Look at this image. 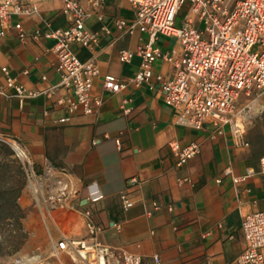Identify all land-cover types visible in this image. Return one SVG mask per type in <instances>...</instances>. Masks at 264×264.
<instances>
[{"label":"crops","instance_id":"obj_1","mask_svg":"<svg viewBox=\"0 0 264 264\" xmlns=\"http://www.w3.org/2000/svg\"><path fill=\"white\" fill-rule=\"evenodd\" d=\"M31 1L37 3L38 14L13 17L12 24L20 23L27 33L43 28L45 20L51 29L67 26L60 0ZM81 4L87 14L85 28L96 34L97 42L91 49L73 45L72 50L80 62L93 59L98 68L92 95L101 96L103 103L97 114L69 113L64 104L57 103L67 95L64 89L56 88L49 97L44 93L60 82L53 41L21 43L14 29L0 38V82L1 68L6 67L26 90L40 93L22 103L0 96V141L14 150L18 147L37 171L47 163L64 170L76 191L72 208L56 212L57 227L31 208L26 190L22 191L18 203L27 235L16 255L22 261L32 256L58 264L50 257L54 240L59 233L82 238L81 212L86 210L103 229L97 237L101 244L124 249L145 264H153L155 255L160 264H234L245 249L242 216L264 211V176L258 174L259 160L264 158V97L248 108L249 100L242 98L232 124L214 135L209 125L196 131L176 124L175 113L164 104L155 81L158 75L167 79L173 73L171 65L161 59L154 62L148 83L128 84L116 94L106 91L105 77L121 82L135 77L140 58L121 62L119 52H134L148 37L117 28V21L128 25L134 18L126 0H103L99 7L86 1ZM154 46L162 53L180 52L173 37L159 36ZM123 106L131 109L128 115ZM172 142L181 148L199 143V153L178 168L168 146ZM225 170L233 177L247 171L253 175L233 184ZM131 178L139 185L131 190L133 207L123 211L118 194ZM182 178L191 183L179 186ZM59 261L73 264L65 254L59 255Z\"/></svg>","mask_w":264,"mask_h":264},{"label":"built area","instance_id":"obj_2","mask_svg":"<svg viewBox=\"0 0 264 264\" xmlns=\"http://www.w3.org/2000/svg\"><path fill=\"white\" fill-rule=\"evenodd\" d=\"M82 1L99 7L103 0H60L61 15L67 20L64 28L51 29L49 21H43V28L36 27L27 33L20 23H11L13 17H32L38 14V5L31 0H0V38L8 30L17 32L19 42L28 39H41L54 42L52 51L58 72V86L44 92L51 96L56 88L64 89L66 96L57 103L64 104L67 111L74 114H97L103 98L92 95L93 81L98 76V68L93 59L80 62L73 45L91 49L97 36L85 28L87 14ZM134 11L132 22L125 25L117 21L119 29L133 34L141 32L148 37L145 45L134 52H119L121 62H130L134 56L141 60L135 77L121 82L112 77L104 78V89L113 94L122 91L128 84L138 87L152 78V66L158 59L171 65L170 78L158 75L155 81L160 84L163 102L173 109L176 124L191 130L212 127L214 135L221 134L223 128L232 124L240 113L239 102L249 100L246 108L258 105L264 97V0H126ZM183 13L180 23L176 19ZM159 36L176 38L180 52L162 53L154 42ZM0 96L14 97L20 103L24 99L35 98L40 93L29 92L9 75L6 67L1 68ZM127 102L124 101L123 104ZM128 115L130 108L122 107ZM97 140L93 141L95 144ZM118 148L120 143L115 140ZM175 159L176 167L185 166L199 153V143L193 142L180 147L176 142L168 144ZM26 177L24 190L30 199L32 209L57 227L55 214L70 210L76 191L64 177L65 171L45 164L37 171L27 160L25 154L15 147ZM258 174L264 176V158L258 163ZM233 184L244 181L253 175L247 171L244 176L233 177ZM189 178L177 181L179 186L190 184ZM139 182L127 180L125 189L118 194L121 209L133 207L131 190ZM157 207V206H156ZM85 235L71 238L59 233L54 240L51 258L58 264L59 255L65 254L73 264H145L141 257L124 249L111 248L101 244L97 237L103 229L96 225L89 211H82ZM240 230L245 242L244 251L235 259L234 264H264V211L246 214L241 218ZM22 233L27 232L22 228ZM153 264H160L159 256L152 257ZM25 264L21 258L14 257L8 263ZM37 264H51L48 259Z\"/></svg>","mask_w":264,"mask_h":264},{"label":"trees","instance_id":"obj_3","mask_svg":"<svg viewBox=\"0 0 264 264\" xmlns=\"http://www.w3.org/2000/svg\"><path fill=\"white\" fill-rule=\"evenodd\" d=\"M23 164L14 149L0 141V251L9 239L16 240L10 253L24 242L21 221L24 213L18 199L25 188Z\"/></svg>","mask_w":264,"mask_h":264},{"label":"rangeland","instance_id":"obj_4","mask_svg":"<svg viewBox=\"0 0 264 264\" xmlns=\"http://www.w3.org/2000/svg\"><path fill=\"white\" fill-rule=\"evenodd\" d=\"M180 20H181V17H178L176 19V25L177 26L179 25ZM15 242H16V240H13V239H9L6 241V245H4L2 247V250L0 251V262L8 263L14 257L19 258V256H17L16 254L22 249L25 241L20 245V248H19V250H17V252L10 253V251L16 246ZM23 259L25 260V261H23V263H25V264H37L40 261V260H36L35 258H32V256L25 257Z\"/></svg>","mask_w":264,"mask_h":264}]
</instances>
